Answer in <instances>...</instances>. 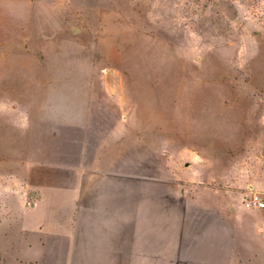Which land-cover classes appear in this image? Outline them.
I'll list each match as a JSON object with an SVG mask.
<instances>
[{
  "label": "rangeland",
  "instance_id": "1",
  "mask_svg": "<svg viewBox=\"0 0 264 264\" xmlns=\"http://www.w3.org/2000/svg\"><path fill=\"white\" fill-rule=\"evenodd\" d=\"M4 185L15 242L25 202L28 241L103 253L117 190L141 192L143 217L154 196L189 214L264 201V0H0Z\"/></svg>",
  "mask_w": 264,
  "mask_h": 264
},
{
  "label": "crops",
  "instance_id": "2",
  "mask_svg": "<svg viewBox=\"0 0 264 264\" xmlns=\"http://www.w3.org/2000/svg\"><path fill=\"white\" fill-rule=\"evenodd\" d=\"M135 179L133 176L134 184ZM7 189L10 188L4 185V190H0L5 199L0 203V264H264V211L260 208H247L244 204L243 208H237L232 202L227 207H197L195 210L202 211L201 214L198 211L189 214L186 212L189 206L159 208L158 197L154 196L150 197L154 205L149 206V214L143 217L141 192L136 191L134 186L127 191L117 190L108 196L105 194L103 253L99 242L88 245V242L28 241L25 237L29 229L25 202L21 209L19 228L24 236L15 242L13 212L11 206L8 207V200L14 197L13 191ZM23 196L22 192L20 197ZM170 209L172 214L169 213ZM163 210L166 211L165 235L159 233L161 228L158 224L159 214ZM76 215H79L78 208L74 209ZM243 226L246 228L244 235L239 234ZM162 238H165L164 242H172L173 245L178 242L177 248L180 242H213V246L198 257L184 250L174 254L173 245L171 251L161 255L158 253L157 242H163ZM143 242L153 243V248L145 249L144 254L141 248Z\"/></svg>",
  "mask_w": 264,
  "mask_h": 264
},
{
  "label": "built area",
  "instance_id": "3",
  "mask_svg": "<svg viewBox=\"0 0 264 264\" xmlns=\"http://www.w3.org/2000/svg\"><path fill=\"white\" fill-rule=\"evenodd\" d=\"M242 202L245 207L251 208H263L264 207V201L262 197L256 193V192H251L249 195H244L242 196Z\"/></svg>",
  "mask_w": 264,
  "mask_h": 264
}]
</instances>
